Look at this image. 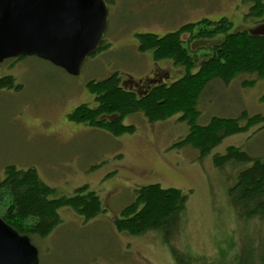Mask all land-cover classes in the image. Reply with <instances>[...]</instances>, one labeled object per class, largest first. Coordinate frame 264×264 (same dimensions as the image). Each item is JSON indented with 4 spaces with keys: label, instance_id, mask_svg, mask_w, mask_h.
<instances>
[{
    "label": "rangeland",
    "instance_id": "obj_1",
    "mask_svg": "<svg viewBox=\"0 0 264 264\" xmlns=\"http://www.w3.org/2000/svg\"><path fill=\"white\" fill-rule=\"evenodd\" d=\"M108 4L106 49L91 56L79 76L37 57L9 59L0 65V79L11 76L19 86L0 91V182L8 167L34 168L56 190L51 198L73 197L86 186L102 206L89 221L68 207L59 209L61 224L48 237L32 239L40 264H264V214L251 215L255 207L230 194L239 171L251 163L215 164V156L225 155L230 147L264 158L260 126L225 138L201 156L192 146L175 147L190 132L180 115L160 122L149 121L143 112L128 115L123 123L136 130L121 136L68 118L82 104L96 105L87 89L92 80L118 73L122 85L140 94L154 79L172 84L189 71L197 72L199 66L187 71L170 59L155 62L152 52L139 51L136 34L163 36L185 25L221 18L233 24L230 33L246 30L255 24L251 3L111 0ZM182 38L196 50L224 36ZM197 110L201 126L213 117L238 118L243 112L264 116V74H242L229 84L212 82ZM152 184L187 194L184 209L163 231L137 237L120 232L115 222L122 211L136 200L138 188Z\"/></svg>",
    "mask_w": 264,
    "mask_h": 264
},
{
    "label": "trees",
    "instance_id": "obj_2",
    "mask_svg": "<svg viewBox=\"0 0 264 264\" xmlns=\"http://www.w3.org/2000/svg\"><path fill=\"white\" fill-rule=\"evenodd\" d=\"M106 1L111 3V0ZM247 1L251 3L253 28L230 33L233 24L221 18L216 22L205 19L185 25L163 36L136 34L139 51L152 52L155 62L170 59L187 71L199 66L197 72L191 75L189 71L172 84L154 79V84L140 94L134 88L122 85L118 73L101 81L92 80L87 83V89L94 96L96 105L76 107L68 115L69 120L121 136L136 130L135 126L123 123L128 115L143 112L151 122L180 115L181 121L188 122L190 132L175 147L192 146L200 151L201 156L209 154L229 136L246 133L256 126L264 129V116L249 117L247 112L238 118L213 117L206 126L198 124L200 114L197 105L212 82L221 80L229 84L242 74H264V0ZM185 34H188L189 40L199 37L200 40H211L218 35L224 38L212 42L209 47L193 50L189 41L183 40ZM104 42L97 53L106 49ZM14 80L11 76L1 78L0 91L15 86L19 89ZM112 116L114 118L110 119ZM241 122H245L244 125ZM248 163H251L249 167L239 171L230 194L232 198H237V202L253 205L255 209L251 215L264 214V158L252 157L242 148L234 147H230L225 155L215 156L218 167ZM136 192V200L122 211L121 218L115 222L120 232L135 237L170 227L188 199L183 191L165 189L159 184L138 188ZM55 193L54 188L42 181L36 169L8 167L4 180L0 182V216L32 240L34 237H48L61 224L58 210L63 207L70 208L86 221L102 211L99 196L86 186L77 189L73 197L51 198Z\"/></svg>",
    "mask_w": 264,
    "mask_h": 264
},
{
    "label": "water",
    "instance_id": "obj_3",
    "mask_svg": "<svg viewBox=\"0 0 264 264\" xmlns=\"http://www.w3.org/2000/svg\"><path fill=\"white\" fill-rule=\"evenodd\" d=\"M108 29L106 0H0V65L37 57L79 76ZM0 264H40L31 238L1 216Z\"/></svg>",
    "mask_w": 264,
    "mask_h": 264
},
{
    "label": "flooded vegetation",
    "instance_id": "obj_4",
    "mask_svg": "<svg viewBox=\"0 0 264 264\" xmlns=\"http://www.w3.org/2000/svg\"><path fill=\"white\" fill-rule=\"evenodd\" d=\"M167 84H168V83H167ZM149 88H150V87H149ZM70 114H71V113H70ZM70 114H69V115H70Z\"/></svg>",
    "mask_w": 264,
    "mask_h": 264
}]
</instances>
